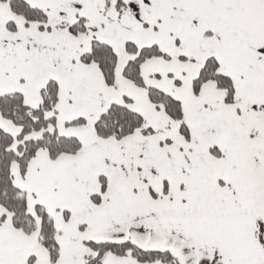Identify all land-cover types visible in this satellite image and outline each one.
<instances>
[{
	"label": "snow or ice",
	"instance_id": "obj_1",
	"mask_svg": "<svg viewBox=\"0 0 264 264\" xmlns=\"http://www.w3.org/2000/svg\"><path fill=\"white\" fill-rule=\"evenodd\" d=\"M0 264H264V0H0Z\"/></svg>",
	"mask_w": 264,
	"mask_h": 264
}]
</instances>
